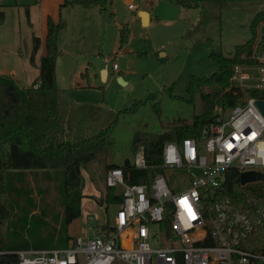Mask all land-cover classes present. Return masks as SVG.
<instances>
[{
  "label": "built area",
  "instance_id": "2783aa9c",
  "mask_svg": "<svg viewBox=\"0 0 264 264\" xmlns=\"http://www.w3.org/2000/svg\"><path fill=\"white\" fill-rule=\"evenodd\" d=\"M230 80L246 91L243 101L225 116L218 107L221 116L199 137L166 142L163 171L146 182L126 181L121 167L106 172V187L123 197L112 222L89 225L93 235L63 248L0 250V257L15 254L14 264H264V19ZM131 162L149 167L142 147ZM247 172L263 177L242 183Z\"/></svg>",
  "mask_w": 264,
  "mask_h": 264
},
{
  "label": "trees",
  "instance_id": "16d2710c",
  "mask_svg": "<svg viewBox=\"0 0 264 264\" xmlns=\"http://www.w3.org/2000/svg\"><path fill=\"white\" fill-rule=\"evenodd\" d=\"M112 0H63L60 8L82 5H97L101 11L106 10ZM232 2L264 0H195L200 2ZM192 5V2H182ZM6 12L0 4V24L5 21ZM264 19V10L252 19L250 28L253 34L255 25ZM64 22L55 20L51 15L47 18L46 51L41 57L40 73L28 87H19L11 76L0 79V250L19 249H51L49 244L66 247L69 239L68 226L81 215V202L84 195L85 179L82 169L87 167L100 153L108 148V135L115 120L100 132L80 141H71L62 135L63 120L59 107V87L56 80V64L60 55L59 36ZM128 27L120 28V46L128 42ZM252 36L244 43L238 44L229 54H212L218 61L219 69L209 76L191 75L188 92L193 100L195 91H199L203 102V111L195 114L188 124L174 126L162 133L137 130L132 137L134 153L143 148L149 167L137 168L130 158L121 164L106 163V172L110 168L121 167L128 182H146L149 177L161 168V149L168 141H180L185 137L201 135L205 125L223 115H227L232 107L242 102L246 91L232 84L230 78L233 64L241 53L248 51ZM41 39L33 35L31 62L40 48ZM38 84L37 87L35 85ZM170 93L174 94L172 87ZM157 93L150 94L146 100H137L125 112L137 110L146 101H153L157 106ZM156 108V107H155ZM157 109V108H156ZM231 182L240 184V175L233 170ZM33 182L39 187L46 183H54L60 193V205L63 216L56 218V224L44 234L47 223L42 215H34L38 209L33 196ZM100 203L118 205L122 194L118 189L107 187ZM41 190V189H39ZM43 193V192H42ZM41 193V194H42ZM225 195L234 196L233 191ZM46 213L45 209L40 214ZM34 221V224H32ZM34 227V228H33ZM108 228L107 226H105ZM38 234L39 239L31 248L25 232ZM15 254L0 257V264H14Z\"/></svg>",
  "mask_w": 264,
  "mask_h": 264
},
{
  "label": "rangeland",
  "instance_id": "374dc122",
  "mask_svg": "<svg viewBox=\"0 0 264 264\" xmlns=\"http://www.w3.org/2000/svg\"><path fill=\"white\" fill-rule=\"evenodd\" d=\"M142 1H144L142 6L152 12L151 24L144 25L138 12H130L134 15L132 27L124 24L128 26V40L132 32L129 49L135 52V55L131 56L134 59L133 65L128 69L127 60L120 57L114 59L112 55L106 56L107 53L105 58L99 56L95 60L100 62L98 66L107 65L111 75L113 62L116 61L121 68L129 70L127 77L139 80L148 76V80L143 81V86L153 82L158 83L163 89L154 90L144 98L146 100L150 94L157 93V106H153V101L148 100L133 112L122 111L112 117L111 121L115 120V125L110 133L107 151L100 153L82 169L86 194L81 215L68 226V236L71 238L91 236L94 231L89 229V225L95 226L98 223L102 225L107 221H113L117 205L99 202L107 190L104 184L106 176L104 165L111 162L119 164L126 158H133L132 134L135 131L162 133L174 126L188 124L195 114H200L204 105L199 91H195L193 100L188 101L192 97L187 90L191 75L209 76L217 71L219 63L212 54L227 55L235 50L236 45L248 40L252 36L250 28L252 19L258 12L264 10V1L226 3L206 1L199 4L192 2V5L172 0ZM33 2L35 0H5L2 3L7 16L0 24V79L5 69L16 66L21 70L23 65L18 61L25 65L31 61L29 60V50L33 46L31 26L35 16L29 12V7ZM127 15H129L127 9H123L119 11L117 18L122 20ZM114 21L113 18L111 23L115 25ZM113 32L114 34L108 36L106 43V50L109 51L118 48L115 47V28ZM88 36L85 38H90V35ZM10 49L14 52L10 53ZM94 51H98L96 38L88 45V52ZM22 52H25V60L18 58ZM162 53H166V56L162 57ZM33 71H35L33 67L31 74L30 70L27 71L28 77L25 76L21 81L23 84L32 82L31 78L35 76H32ZM111 83V92L105 96L109 104L115 105L123 84L116 79ZM171 87L174 94L170 93ZM136 101H133V104ZM111 121L103 118L102 126L106 127ZM32 186L33 196L38 205L34 215H42L45 218L46 234L50 227L57 223L55 219L63 216L60 193L52 182L42 184L40 188L33 182ZM120 191L119 188L118 192ZM43 209L46 211L45 215L40 214ZM25 235L30 247L36 248L33 243L39 239L38 234L26 231ZM54 247L57 246L53 243L48 246Z\"/></svg>",
  "mask_w": 264,
  "mask_h": 264
},
{
  "label": "crops",
  "instance_id": "0c3cea01",
  "mask_svg": "<svg viewBox=\"0 0 264 264\" xmlns=\"http://www.w3.org/2000/svg\"><path fill=\"white\" fill-rule=\"evenodd\" d=\"M62 1L35 0L32 3L29 7V12L35 16V19L31 28L33 35H37L41 39L35 61L34 63L30 61L26 65L18 61L19 64L23 65L21 70L14 66L10 69H5L2 74H4L3 76H11L19 87L30 86L33 80L39 76L41 57L46 51L47 18L51 15L55 20L61 19L64 22V27L59 36L60 55L56 64L59 107L63 120L61 133L66 139L77 142L105 128L102 126L103 118L111 121L114 115H118L122 111L125 112L133 104V101L144 99L148 93L163 88L158 83L155 84L153 82L148 86H143V81H147L148 76H144L139 80L127 77L129 74L128 69L134 62L131 56L135 55V52L129 49L132 42V32L128 42L124 46H120V28L126 23L131 26L134 20V15L130 12H138L140 15L143 11H148L149 15L146 22L140 17L141 21L144 25L151 24L153 21L152 12L142 6L144 1L112 0L104 11H101L97 5L89 7L75 5L60 8ZM130 3L138 4V10L130 9ZM123 9H127L129 15L121 20L117 18V15ZM112 17L115 19V25L111 23ZM113 28L116 30L115 47L118 48L114 51H109L106 50V43L108 42V36L114 34ZM88 35H90V38H85ZM94 38L97 40L98 51L90 53L88 52V45L92 44ZM32 48L29 50V60H31ZM9 51L10 53L14 52L11 49ZM105 53H107L106 56L112 55L114 59L120 57L127 60L128 69H123L118 64L117 69L112 67L113 75H111L107 65L98 66L100 62H96L95 59L99 56L102 59L105 58ZM165 56L166 53H162V57ZM18 58H22V60L24 58L25 60V52L20 53ZM105 60L107 61V59ZM31 67L35 69L32 73V76H35L31 78L32 82L23 84L21 81L25 76L28 77V70H30L31 74ZM113 79H122L123 81V83L121 82L123 87L115 105L109 104L105 96L106 93L111 92L110 87ZM120 97L122 98L121 100ZM109 138L110 134L108 135V141ZM110 164L118 163L111 162ZM84 198H82L81 202V213Z\"/></svg>",
  "mask_w": 264,
  "mask_h": 264
},
{
  "label": "water",
  "instance_id": "95a60500",
  "mask_svg": "<svg viewBox=\"0 0 264 264\" xmlns=\"http://www.w3.org/2000/svg\"><path fill=\"white\" fill-rule=\"evenodd\" d=\"M141 17L143 18V21L146 22V19L149 15L148 11H143L141 14ZM120 82L123 83L122 79H119ZM259 105L263 108L264 110V101H259ZM263 177V175L259 172H247L242 175V183L246 182L247 180L254 179V178H259Z\"/></svg>",
  "mask_w": 264,
  "mask_h": 264
}]
</instances>
